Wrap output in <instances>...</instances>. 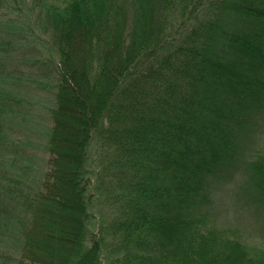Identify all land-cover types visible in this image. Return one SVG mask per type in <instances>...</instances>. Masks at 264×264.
Masks as SVG:
<instances>
[{"label": "trees", "instance_id": "obj_1", "mask_svg": "<svg viewBox=\"0 0 264 264\" xmlns=\"http://www.w3.org/2000/svg\"><path fill=\"white\" fill-rule=\"evenodd\" d=\"M54 1L48 170L0 191L21 236L0 264H264L213 220L236 180L264 223V0Z\"/></svg>", "mask_w": 264, "mask_h": 264}, {"label": "rangeland", "instance_id": "obj_2", "mask_svg": "<svg viewBox=\"0 0 264 264\" xmlns=\"http://www.w3.org/2000/svg\"><path fill=\"white\" fill-rule=\"evenodd\" d=\"M53 3L0 0V191L16 185L30 191L48 170L46 147L52 124L50 111L55 107L58 58L44 14L45 7ZM258 144L264 149V136ZM235 185L236 180L220 191L214 190L213 220L219 227L236 229L245 243L263 246L264 223L254 226V209L247 214L241 210L243 200L234 202ZM92 189L97 205L90 210V230L97 232L108 208L98 200L100 192ZM20 243L15 220L0 229V255L17 258Z\"/></svg>", "mask_w": 264, "mask_h": 264}]
</instances>
